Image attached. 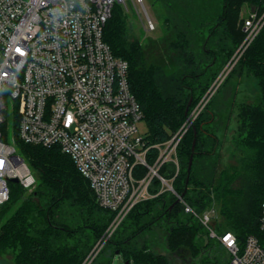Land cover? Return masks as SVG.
Here are the masks:
<instances>
[{"label": "trees", "instance_id": "trees-1", "mask_svg": "<svg viewBox=\"0 0 264 264\" xmlns=\"http://www.w3.org/2000/svg\"><path fill=\"white\" fill-rule=\"evenodd\" d=\"M152 3L158 7L162 23L158 38L143 42L135 37L128 14L116 5L104 40L116 57L129 63V83L141 106L150 145L171 140L193 110L204 104L178 145L179 172L172 163L160 169L163 177L174 178V189L183 195L182 201L177 202L176 195L165 191L140 202L105 240L115 214L100 206L73 160L57 147L18 142L37 185L26 194L20 184H11L10 200L0 207V221L14 209L0 226V258L11 254L13 264H113L117 256H123L125 264H219L202 254L214 244L223 246L211 241L208 230L186 213L185 205L199 214L214 211V229L218 233L233 232L240 244L250 235L260 236L264 202V28L211 93L245 38L243 6L262 13L264 0ZM244 76L254 78L258 94L254 102L236 108L237 136L233 144L237 165L225 167L218 136L220 115L234 112L237 88ZM157 156L158 151L153 149L150 163ZM160 189L161 183L156 180L152 192L158 194ZM160 237L166 240V250L158 253L154 247Z\"/></svg>", "mask_w": 264, "mask_h": 264}, {"label": "built area", "instance_id": "built-area-1", "mask_svg": "<svg viewBox=\"0 0 264 264\" xmlns=\"http://www.w3.org/2000/svg\"><path fill=\"white\" fill-rule=\"evenodd\" d=\"M130 2L145 33L155 32L145 0H0V207L10 200L13 179L27 191L37 185L18 142L57 147L73 160L100 206L115 214L105 240L140 202L165 191L180 197L174 178L163 177L160 169L172 163L179 172L177 149L190 123L168 142L150 145L140 132L143 112L131 90L129 63L104 40L114 7L127 8ZM263 28L264 11L252 8L243 19L245 38L211 96ZM202 108L191 114L192 121ZM153 149L158 156L150 163ZM156 180L161 183L158 194L152 192ZM185 211L227 250L228 264H264V202L261 234L248 236L243 244L233 232L214 229V211L199 214L188 205Z\"/></svg>", "mask_w": 264, "mask_h": 264}, {"label": "rangeland", "instance_id": "rangeland-1", "mask_svg": "<svg viewBox=\"0 0 264 264\" xmlns=\"http://www.w3.org/2000/svg\"><path fill=\"white\" fill-rule=\"evenodd\" d=\"M125 12L128 14L130 18V24L134 29V36L139 37L143 42L148 38H158L161 35L162 23L160 19V13H158V7L153 5L152 0H145V6L151 15L152 19L156 22L157 29L155 32L150 34H146L143 27L141 26V19L138 14H136V7L132 2L127 4V8L124 5H121ZM251 6L247 4L243 6L241 11V18L244 19L249 15ZM225 68V67H224ZM223 71V70H222ZM258 94V89L256 85V81L252 77L244 76L240 79L239 86L237 88V97L235 99L234 112H223L220 116V130L218 132V136L222 141L221 155H222V163L225 167H231L237 165V158L234 156L235 146L233 144L234 137L237 136V121H236V108L239 107L242 103H252L256 100ZM208 100L205 101V104ZM204 107V104L202 105ZM198 108V107H197ZM197 108L193 110L192 114L197 111ZM140 132L145 134L148 131L147 124L145 122H141L139 124ZM186 128H189V124H187ZM32 191H27L26 194L31 193ZM14 209L8 212L6 216L2 218L0 221V226L5 222V220L11 216ZM217 216V215H216ZM162 235V234H161ZM160 235V236H161ZM204 241L207 242V237H204ZM213 243H216L215 239H211ZM158 245L154 247V250L158 253H161L166 250V240L164 238H159ZM183 257L185 255H182ZM203 258H208L212 263L214 261L219 264H228L230 261V256L223 247H220L217 244H214L211 250H207L202 254ZM179 258V257H178ZM185 258V257H184ZM206 259V260H208ZM0 264H13V257L11 254H8L4 257L0 258ZM113 264H125L123 256H117L114 260Z\"/></svg>", "mask_w": 264, "mask_h": 264}, {"label": "water", "instance_id": "water-1", "mask_svg": "<svg viewBox=\"0 0 264 264\" xmlns=\"http://www.w3.org/2000/svg\"><path fill=\"white\" fill-rule=\"evenodd\" d=\"M188 122L190 123V125H191L192 122H193V121L191 120L190 117L188 118ZM195 137H196V133H195ZM195 144H196V140H194V142H193V150L195 149ZM191 163H192V160H191V162H190V166H191ZM12 182H14V183H18L19 181H18V179H13ZM182 198H183V195H181V196L178 198L177 202H180Z\"/></svg>", "mask_w": 264, "mask_h": 264}]
</instances>
